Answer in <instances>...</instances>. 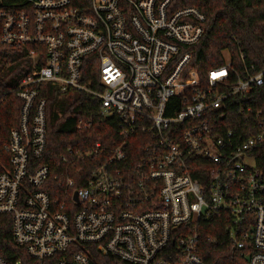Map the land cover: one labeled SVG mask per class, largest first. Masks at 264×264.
Listing matches in <instances>:
<instances>
[{"label":"built area","instance_id":"1","mask_svg":"<svg viewBox=\"0 0 264 264\" xmlns=\"http://www.w3.org/2000/svg\"><path fill=\"white\" fill-rule=\"evenodd\" d=\"M171 3L23 0L0 8V49L21 53L30 71L10 91L20 110L0 150V216L11 218L29 264H204L198 227L220 215L233 251L264 264V172L254 158L264 126L249 116L237 134L222 122L228 99L264 87V67L256 71L240 54L236 70L225 53L202 84L182 50L200 41L204 16ZM89 57L101 91L83 81ZM15 62L0 55V75ZM41 84L96 98L100 121L114 118L120 140L67 149L71 171L56 177V197L49 166L36 162L46 148Z\"/></svg>","mask_w":264,"mask_h":264},{"label":"trees","instance_id":"2","mask_svg":"<svg viewBox=\"0 0 264 264\" xmlns=\"http://www.w3.org/2000/svg\"><path fill=\"white\" fill-rule=\"evenodd\" d=\"M22 1L0 0V8ZM171 7L173 10L194 7L204 16L200 41L182 50L190 54V66L196 70L202 84L208 71L225 64V53H231L230 60L236 70L242 64L240 54L245 64L253 66L256 71L264 67V0H172ZM0 51L1 56L9 55L11 61H17L0 75V101L3 99L0 102L1 150L8 140L9 132L18 125L20 102L10 91L30 71L26 60L18 61L21 57L18 51L5 48ZM82 73L84 82L91 83L97 91L102 90L97 83V62L93 57L85 60ZM36 88L46 100V148L36 162L40 166H49L51 178L48 184L55 190L53 197H56L55 179L59 174H69L73 162V158L66 155V150L84 152L95 143H100L105 149L111 148L120 141L117 121L114 118L100 121V103L90 95L71 90L61 94L47 84ZM228 104L229 111L222 120L227 130L241 133L249 116L254 124L262 122L264 126V87L253 88L243 96L231 97L225 106L228 107ZM244 104L250 105L254 113L260 112V117L242 113L241 109L245 112L242 107ZM79 121L89 123V127L77 130ZM64 156L67 163L62 162ZM254 158L256 167L264 172V145L254 152ZM228 226L224 215L199 225L198 254L204 264H247L228 244ZM0 257L7 264H15L18 260L21 264L31 263L25 252L14 245L11 218L5 215L0 216Z\"/></svg>","mask_w":264,"mask_h":264},{"label":"water","instance_id":"3","mask_svg":"<svg viewBox=\"0 0 264 264\" xmlns=\"http://www.w3.org/2000/svg\"><path fill=\"white\" fill-rule=\"evenodd\" d=\"M74 199L76 200V196H74Z\"/></svg>","mask_w":264,"mask_h":264}]
</instances>
